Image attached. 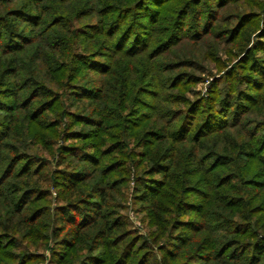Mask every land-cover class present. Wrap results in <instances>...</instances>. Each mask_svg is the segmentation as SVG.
Masks as SVG:
<instances>
[{"label": "trees", "instance_id": "1", "mask_svg": "<svg viewBox=\"0 0 264 264\" xmlns=\"http://www.w3.org/2000/svg\"><path fill=\"white\" fill-rule=\"evenodd\" d=\"M190 39L231 47L193 100ZM251 112L264 0H0V264H264Z\"/></svg>", "mask_w": 264, "mask_h": 264}, {"label": "rangeland", "instance_id": "2", "mask_svg": "<svg viewBox=\"0 0 264 264\" xmlns=\"http://www.w3.org/2000/svg\"><path fill=\"white\" fill-rule=\"evenodd\" d=\"M87 19H83L82 22L86 21ZM81 22V24H82ZM191 40V39H190ZM231 49L230 45H225L224 42L219 41L218 44L214 43L212 40H209L206 42V40L202 42H196V41H189L185 43L183 46H178L174 49L172 58L176 57H188L192 58V60L196 63L192 67V69H189V72H192L197 77L200 78L199 83L192 85L189 89V91L186 93V96L189 97V99L193 100L195 99V96H207L208 89L210 87V83L215 77L222 76V74L225 72V68L220 69L218 67V63L215 61H212L208 57V53H215L216 57L220 60V62L225 63L226 68H229V63H227V55L226 51ZM236 61V60H235ZM234 60L232 61L235 62ZM264 113H255L251 112L249 115L246 116L247 119H254L255 121L260 120L263 118ZM133 183L130 181L128 184L127 194H126V202H125V209L122 211L123 214H125L133 229H139V233L142 234L144 232L143 223L141 222L142 215L135 214L132 207V196L134 195L133 191ZM54 194V193H52ZM49 246L52 247V243H49ZM34 253H37L38 255L42 256V260L38 263L34 264H50L49 263V251L48 249H42L38 248L37 250L33 251Z\"/></svg>", "mask_w": 264, "mask_h": 264}]
</instances>
